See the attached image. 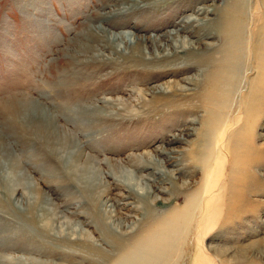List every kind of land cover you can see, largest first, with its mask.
<instances>
[{
  "label": "rangeland",
  "instance_id": "rangeland-1",
  "mask_svg": "<svg viewBox=\"0 0 264 264\" xmlns=\"http://www.w3.org/2000/svg\"><path fill=\"white\" fill-rule=\"evenodd\" d=\"M152 1L142 0L143 8L125 16L116 14V9L125 5L122 0H0V263L5 258L13 264L19 259L33 260L36 264H97L80 251H70L82 246L86 239L98 248H112L102 241L103 232L108 229L93 223L98 215L95 208L108 211L107 221H127L125 227L110 232L130 245L147 229L145 223H134L145 218L146 207L141 213L134 207H140L149 197L137 191H132V197H126L128 188L118 184L133 182L144 189L148 186L146 176L150 172L149 169L135 172L130 155L155 156L157 147L166 146L167 139L180 134L187 142L166 146L175 149V166H168L170 169L186 164L191 170L196 169L184 158L183 152L202 149L206 157L210 154L214 157L191 177L181 176L180 183L189 188L183 190L185 197L180 201L169 202L171 194L160 191L153 194V199H163L153 205L154 213L161 215L183 207L206 192L204 202L193 204L198 211L195 220L180 223L175 255H171L169 264H264V74L261 73L264 72V19L257 18L264 14L254 10L257 12L251 13L247 28L232 21L233 12L224 14L227 17L222 19L223 25L229 24L234 32H219L202 42L198 40V33H192L189 39L202 43L198 55L188 53L183 42H179L181 52L173 57L175 59L153 61L154 66H140L139 62L119 57L115 65V62L97 61L96 54L104 45L97 37V26L116 33L132 30L144 36L162 35L201 5H217L224 11L227 3V0H193L190 8L185 7L189 0H179L170 3L175 6L167 10L166 5L171 2L167 0L147 8ZM163 23L166 26H162ZM227 40L232 45H228ZM146 45L154 49L150 41ZM221 50L226 56L220 55ZM207 57H212L221 67L217 73L205 63ZM235 63V73L238 70L241 78L238 87L241 86L236 87L239 91L231 100L232 109L225 111L221 125H206L203 122H208L213 105H202L198 101L203 100L205 90L207 98L214 94L216 100L221 99L224 92L209 93V81L213 83L220 72L222 78L228 80ZM225 64L231 68H223ZM145 70L155 71V74L151 72L154 81L147 79L149 75ZM173 85L182 97H163L155 106H146L144 101L154 100L148 94L151 90ZM138 89L148 93L140 95ZM246 96L249 97L247 103L254 100L249 111L245 108ZM257 98L260 100L255 103ZM105 99L114 100L116 107L107 108L106 113L112 117L100 120L102 129H94V133L88 130L92 119H82L84 127L79 128L76 117L64 108ZM32 103L41 110L58 112L57 134L64 137L65 145L49 144L48 139L37 137L33 131L20 126L16 116L25 114ZM189 106L196 107V111L187 113L185 109ZM154 108L156 110L151 112L148 110ZM116 111L121 113L116 114ZM218 139L220 143L216 147ZM224 142H228V150ZM138 143L141 146L136 145ZM233 149L244 155L238 163L231 158ZM74 151H82L80 164L77 157L70 155ZM132 172H135L133 176ZM106 173H114L115 179ZM232 176L239 177L240 188H251L255 194L250 198L254 200V206L249 209L251 216L243 219L216 204L217 197L231 195L237 189L230 183ZM40 208H46L44 217ZM206 210L208 218L199 226V217ZM20 211L30 218L39 217L37 223L46 225L50 238L28 233V224L19 215ZM54 241L62 247L57 249ZM53 249L55 253L51 252ZM218 251H223V256Z\"/></svg>",
  "mask_w": 264,
  "mask_h": 264
},
{
  "label": "bare ground",
  "instance_id": "bare-ground-1",
  "mask_svg": "<svg viewBox=\"0 0 264 264\" xmlns=\"http://www.w3.org/2000/svg\"><path fill=\"white\" fill-rule=\"evenodd\" d=\"M122 1L125 5H124V7L116 9L117 10L116 14H118V15L123 14L126 16L129 13L137 12L136 10H139V8H143V5H141L142 0H122ZM165 1H167V0H153L152 3L148 4L149 6L147 8H151L152 4L156 5L160 2H165ZM170 1L171 2L168 1L167 5H166L167 10H169L170 8L175 6V5L170 4V3H174V2L177 3L179 0H170ZM192 1L193 0H189V2L187 3L188 5H186L185 7H187V6L190 7L189 3ZM219 1L221 2L224 0H217V2H219ZM181 2L179 4H182ZM179 4L177 6H179ZM254 10H259V12H263V14H264V0H227L224 11L221 10L220 8L218 9L217 5H211V6L201 5L200 7L195 8L191 15H189V16L187 15L186 17L181 19L180 22H176V26L174 25V27L172 29L166 31L162 35H153V36L139 35V34L135 33V31H132V30H130V31L123 30V31H118L116 33V32H112L108 28L100 25V26L96 27V31H97L96 34H97V37L100 38V41L104 42V45L101 47V49L98 50V52L96 54V58H97V61H100L101 63H104V62L113 63L115 61H118V57H119V58H122L123 60H129V61L132 60L136 63L139 62L140 66H142L141 64H143L144 66H146V65L147 66L148 65L154 66L153 64H155V62H153V61H160L161 59L169 60V59L177 56L178 53L181 52L179 50V42H181V43L183 42L184 49L187 50L188 53H190V54L194 53L193 55H198L199 50L202 46V43L197 44L196 42L189 39L191 37L192 33H198V35H199L198 40H200V42H202V39L215 37L218 35L217 33H219V32H221V34L223 32H234V28L232 26H229V24L223 25L224 21L222 22V19L224 18V16L225 15H231L230 14L231 12H233V14H234V16H233L234 18L232 19V21L233 22L237 21L238 25L240 23H242L241 25H244L243 27L247 28V26H248L247 20L249 17L252 16L251 13L257 12ZM165 12H167V11H165ZM211 15H213L214 17L211 18ZM261 15L260 16L257 15V18L259 20L261 18L264 19V17L263 16L261 17ZM225 17H227V16H225ZM263 21L264 20H262V22ZM254 24H256V23L254 22ZM162 26H166V23L165 24L163 23ZM253 28H255V27H253ZM242 31H243V29H242ZM238 33H240V32H238ZM243 34H245V33H243ZM260 34H261V30H260ZM231 35L232 34H230V36ZM234 35H236V33ZM242 37H243V35H242ZM263 38H264V31H263ZM149 41L154 46L153 50H151L150 47L148 45H146V43H148ZM248 41H249V39H248ZM257 42H258V40H257ZM227 43H228V45H232L231 42H229V41ZM254 43H253V45H254ZM245 44H247V43H245ZM142 45H144L145 47L144 46L142 47ZM180 46H181V44H180ZM246 46H250V45H246ZM256 47H259V45L256 44ZM105 52H108V55H106ZM244 52H245V50H244ZM220 55L224 57V56H226V53L221 50ZM229 55H231V54H229ZM131 58H133V59H131ZM249 58H251V57H249ZM249 58H248V60H249ZM173 59H175V58H173ZM192 62H194V61H192ZM195 62L197 64H201V62L199 60H195ZM217 62H219V61H217ZM205 63L209 67L210 66L214 67V70L216 71V73L221 69V67L219 65H217V63L213 62L212 57H207ZM113 64L115 65L118 63L115 62ZM235 65H236V63L233 66V68H234L233 73L229 76L228 80H224V78H222L223 73L220 72L216 77L217 79L215 78L212 80L213 83H211L209 81V85L211 86L209 93L212 92L211 94H213V93L221 94V92H224L223 96H222L223 93L221 94L220 100H216L213 97L214 94L212 95V97L209 96L207 98V96L205 94L206 90L204 87L205 92H203L204 94L201 97L203 100H201V101L199 100L198 102H201V104L205 103L204 105H206V106H209L208 103L213 105V107H211V109H210L211 112L208 113L210 118L206 117L208 122H203L204 124L209 125V126H211L213 123H214V125H215V123L217 125H219V124L221 125V123L224 122L223 115H225V111L227 109H232L233 95L235 94L236 91H239V89L237 90L236 87L239 88L241 86L239 84V87H238V82L241 78L239 79V76L237 75L239 73L238 70L235 73V67H236ZM250 65L252 66V64H250ZM230 66L231 65H228L226 67V64H225L222 67L223 68L226 67V69H230L231 68ZM262 71H264V70L262 69ZM144 72L149 75V77L147 78L148 80L154 81V78L152 79L153 76H152L151 72H153L155 74V71L150 72V71L145 70ZM241 73H242V69H241ZM261 73L264 74V72H261ZM158 75H164V73L158 74ZM165 75H166V73H165ZM188 81H189V83H191L190 79H188ZM227 81H229V85L227 84ZM202 90H203V88H202ZM178 91L179 90L177 88H175L174 85L170 86V88L169 87L168 88H162V86L154 88V90H151L149 93L147 92L149 95L153 96L154 100L144 101V103L146 104V106L147 105L155 106L157 103H159L160 100H164L163 97L164 98H169L170 96L182 97L181 94H178ZM138 93H140V95L147 94L145 92V90L143 91V90H139V89H138ZM188 99H187V102L191 103V102H189ZM248 99H249V97L246 96V101L244 100L245 101V108L247 109V111L251 110V102H253V104H254V100L251 101L250 103H247ZM259 100L260 99L257 98L255 103ZM95 102H98V103L100 102L101 104L96 105ZM95 102H91L90 105H88V104H82V105L77 104L76 106H71V105L64 106V108L67 107L68 111L76 117L77 126L79 128L84 127L81 120L86 117V118L92 119L90 122L91 128L88 127L89 132L93 131L94 129H99V131H101L102 128H99V126H100L99 121L102 120L103 118L108 120V118L112 117V114L106 113V110L109 106L110 107H116V102L114 100H107V99L100 100V101L97 100ZM192 102H194V101L192 100ZM33 105H34L33 103H32V106L29 105V108L30 107L31 108L30 109L27 108L26 110H28V111L25 114H23V115L18 114V116H16L19 119L20 126L22 128L27 129V130L29 129L30 131H33V133L37 137L39 136V137L48 139L47 141L49 142V144L57 142L58 145H60V144L65 145V144H63L64 143V137L63 136L59 137L57 134L58 128H57V124H56V120H57L56 114L58 112L55 113V111L47 110V109L41 110L38 106L36 107ZM239 106H241V105H239ZM243 106H244V104H243ZM124 108L125 109L128 108L127 103H126V106ZM129 108H130V106H129ZM59 109H61V108H59ZM54 110H56V109H54ZM148 110L151 112V111L156 110V109L154 108V109H151V110L148 109ZM185 110H187V113H189V112L194 113L196 111V107H194L192 109L190 107V108H187ZM182 111L184 112V110H182ZM262 112H264V111L262 110ZM117 113H121V112L116 111V114ZM97 122H99V125H96ZM196 123H197V121H196ZM223 129H224V127H223ZM217 130H218V128H217ZM93 133H94V131H93ZM184 134L186 136L187 133H184ZM205 134L207 135V133H205ZM222 134H224V132L221 133V135ZM87 136H91V135L87 134ZM202 136L206 137L205 135H202ZM225 136H226V134H225ZM171 138L172 139H170V140L169 139L166 140V146L169 144L176 143V142L177 143L187 142V139L184 138V136H181L180 134L174 135ZM224 141H225V139H224ZM69 142H70V140H69ZM198 142H200V139L198 140ZM221 142H223V140ZM70 143L73 144L72 141ZM146 143H148V141ZM146 143H144V144H146ZM202 143H203V140L201 141V143L199 145H202ZM219 143L220 142L218 139V141L215 142V144H216L215 146L219 147L218 146ZM227 143L224 142V145H225V148L228 150L229 145H227ZM136 145L141 146V144H139V143ZM166 146L157 147L154 150L155 156H153V155L151 156L150 154L147 155L146 153L143 154L144 158H141L140 156H133V155L131 156L130 155L131 161L134 162V171L135 172H145V171H148V169L150 170V172H148V174L146 176V181L148 182L147 187L144 186L145 187L144 189L138 188L135 186L136 184H134L133 182H131V183L127 182V184L126 183L122 184V182L120 181V184H118L121 187H124V188L127 187L128 188V189L126 188L128 190V195L126 197H132V195H133L132 191H134V192L137 191L139 194H144V195L149 197L148 201H145L143 205H141L140 207L139 206L134 207V209L137 210L139 213H141L140 211H142V209H144L146 207L147 215L145 216V218L141 219L138 222L134 221V223H139V222L145 223V225L147 226L146 231L139 238H137L134 242H132L130 245L126 244L125 242L123 243L118 238H116L110 232V230L116 231V230H118V228L120 229V227H125L123 225H127L126 224L127 221H124V220H118L117 221V220H113V219H112V221H107L106 215H108V211L107 210L104 211L102 209L99 211L98 208L97 209L95 208V211H96V213H98V215L93 220V223L100 225V226H103L104 228L108 229V232L105 231L107 233L103 232V237H102L103 240L102 241L104 243H107L112 248L109 250L108 249L105 250L104 248L102 249L101 247L98 248V247H96L98 245L95 246V245H93V242L86 239V240H83L84 242H83V244H81L82 246H80L79 248L75 247V248L70 249V251L72 253H74L75 251H77V252L80 251V252L85 254L86 258H89V260L91 259L92 261H96L97 264H107V263H112V264H169V259H171V255H175V252H173V250L175 249V244H176L177 239H178V232L180 231V229H179L180 223L184 220H187V219L188 220H190V219L195 220L194 219L195 215H196L195 213H197L198 211L196 210V207H194L193 204L199 205V202H201V200H202V202H204L203 195H205L206 192L200 198L194 197L192 200L189 201V203H185V205L183 207L178 208L176 210H172V211L168 212L167 214H161V215H157L156 213H154L153 205L158 204L159 201H163V199H153L155 197L153 194L157 191H160L163 193L171 194L169 196L170 198L167 201H169V202H170V200L171 201H180L181 199H183L185 197V195H184L185 192L183 193V190L186 189V187H188V185H185L184 183L183 184L180 183L181 176L187 175V176L191 177L192 175L197 173V171L204 169L206 164L209 165L210 160H213L214 156H213V154H210L208 157H206V154H204V151L202 152L201 151L202 149L197 147L198 150L200 149L198 152H196L197 149L195 148L196 150L193 152L191 151L190 153H187V152L182 153L184 158L187 157L186 159L189 160V163L193 164V166L196 168L195 170H191L189 164L184 165L182 168H180V166H179V168L170 169L168 166L173 165V164L175 166V161H174L175 149L173 147L171 148V147H166ZM115 152H117V150H115ZM245 153L247 154V153H249V151L245 150ZM70 155H72V157L74 156V158L77 157L76 160H77L78 164L81 163L82 151H79V152L74 151L73 153H70ZM230 155H231L232 160H234V162H236V163L241 161L240 158H244L243 157L244 155L239 154L238 150L232 151V154L230 153ZM215 159L216 158H214V160ZM227 160H228V158H227ZM102 165L103 164L100 163V166H102ZM248 165H249V163H248ZM135 172H132L131 176H133V174ZM106 176L113 177V179H115L114 173H106ZM241 177L243 178L242 175H241ZM238 178L239 177L232 176V178L230 179V183L232 184V186L234 185V187H236L237 189L235 191L231 192V195L229 194L228 196H224V197L221 195V196L217 197L216 198L217 199L216 204L219 207H223V206L227 207L228 210L232 214H235L240 219L242 217V219H243V218H246L248 216H251L250 214L252 212L250 213L249 209H251L254 206V202H253L254 200L250 199V198L252 196H254L255 194L253 193L251 188H248V187L240 188L241 184L237 183V182H239ZM165 184L166 185L168 184V186L164 187L163 185H165ZM124 205L127 206L128 203H124ZM245 206H247L248 209H246ZM112 207H115V206H112ZM244 209H245V211H243ZM39 210L42 213V217H44L47 213L46 208H40ZM187 212H189V214H187ZM25 214H26V212H23V211H20V213H19V215L28 224V226L26 228V231H28V233L33 232V233L37 234V236H39V237L41 236L40 234H42L43 236L45 235V236L50 238L49 233H47L45 231L46 225L45 224L39 225V223H37V222H39L38 221L39 217L34 215V218H30L28 216H24ZM107 218H108V216H107ZM207 218H208V211L206 210V211H204V214L199 217V220H198L199 226H201L202 223ZM88 222H90V221H88ZM91 223H92V221H91ZM49 226H51V225H49ZM76 229H78V228H76ZM76 229H75V231H76ZM1 230H2V227H1ZM36 232H38V233H36ZM41 238H42V236H41ZM54 243H55V241H54ZM97 243H98V241H97ZM58 244H59V242H58ZM55 245H56V243H55ZM59 246L60 245H56V248L59 249ZM60 247H62V246H60ZM83 248H86V249L82 250ZM51 252L55 253L56 251L53 249ZM51 252H49V254ZM172 252H173V254H172ZM218 252H217L218 254H222V256H223V254H224L223 251H218ZM65 253H67V252H65ZM3 260L4 261H2V263H0V264H13L14 263V262H11L10 259L4 258ZM17 263L18 264H36V262L33 260L31 262V261H28L25 259H19L16 262V264ZM43 264H53V263L52 262L51 263L44 262Z\"/></svg>",
  "mask_w": 264,
  "mask_h": 264
}]
</instances>
